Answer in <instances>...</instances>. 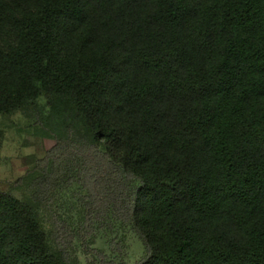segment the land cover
Wrapping results in <instances>:
<instances>
[{
	"label": "trees",
	"instance_id": "16d2710c",
	"mask_svg": "<svg viewBox=\"0 0 264 264\" xmlns=\"http://www.w3.org/2000/svg\"><path fill=\"white\" fill-rule=\"evenodd\" d=\"M18 112L55 144L0 190V264H76L42 216L63 183L139 264H264V0H0Z\"/></svg>",
	"mask_w": 264,
	"mask_h": 264
},
{
	"label": "rangeland",
	"instance_id": "374dc122",
	"mask_svg": "<svg viewBox=\"0 0 264 264\" xmlns=\"http://www.w3.org/2000/svg\"><path fill=\"white\" fill-rule=\"evenodd\" d=\"M0 142V190L19 198L29 195L27 187L18 180L34 167L37 159L46 156L55 141L42 136L34 120L18 112L0 115ZM78 191L76 185L61 184L55 198L42 211L47 227L55 219L52 211L57 213L60 224L64 223L62 219L67 220L64 238L76 264H139L146 256V248L130 228L115 233L107 225H96L94 229L90 224L79 226L82 204Z\"/></svg>",
	"mask_w": 264,
	"mask_h": 264
}]
</instances>
